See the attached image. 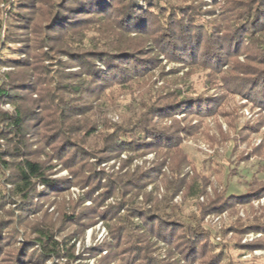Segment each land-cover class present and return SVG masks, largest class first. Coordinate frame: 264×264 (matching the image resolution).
<instances>
[{"label": "rangeland", "instance_id": "rangeland-1", "mask_svg": "<svg viewBox=\"0 0 264 264\" xmlns=\"http://www.w3.org/2000/svg\"><path fill=\"white\" fill-rule=\"evenodd\" d=\"M33 1L37 3L35 14L40 15V20L34 19L40 24L42 19L49 21L51 4L55 0ZM162 2L192 5L198 9L200 23H221L227 27L223 20L227 18L224 11L228 0ZM140 4L147 9L144 0H140ZM22 28L9 14L6 0H0V80L6 74L21 77L20 71L9 67L16 60H35L38 68L34 72L38 73L43 67L40 61H43L41 54L45 51L48 54L44 62L47 72L56 69V77L59 74L62 78L70 72H80L78 66L62 55L56 43L46 45L53 46L52 49H40V28L31 32L21 31ZM158 30L157 26L151 28L154 36L158 35ZM24 44L28 47L22 46ZM149 46L156 52L161 50L155 45L149 44L147 48ZM158 59L149 74L134 80V85L111 86L95 100L96 133L77 143L82 152L73 168H68L67 158L77 154L70 153L61 160L57 153L60 146L66 149L64 154L74 152V144L70 145L68 141L64 144L62 139L56 149H51L50 136L46 137V145H39L37 137L29 136V150L33 151L30 154L33 159L46 162L47 166H54L49 177L58 181L59 187L50 190L38 185L28 207L18 203L20 201L14 205L12 172H0V194L11 196L8 205L4 208L1 207L4 204L0 205L2 245L12 246L7 249L10 257L25 250L27 257L22 264H143L146 256L160 264H211L213 257L221 253L219 264H264V107L232 94L231 90L236 89L229 84L234 78L232 63L216 75L211 69L186 66L162 54ZM246 59L243 54L238 61L246 62ZM225 76L231 78L226 77V82L229 80L226 84L222 79ZM40 88L41 92L53 90L50 84ZM179 93L216 98L219 106L213 115L205 117L190 113L185 117L183 112L172 109H154L177 102L181 97ZM27 96L39 100L36 94ZM0 110L13 113L14 106L3 105ZM33 111L32 134L35 132L33 126L40 122L43 114L37 107ZM68 112L69 118L63 122L62 129L80 133L85 128L86 118L76 115L73 109ZM48 113L54 123L55 119L58 121L55 113ZM147 119V124L157 131L183 132L178 135L181 145L171 151L154 147L146 152L133 149L120 154L104 149L106 141L114 138L110 135L115 134V127L140 125ZM47 122L51 124L50 119ZM191 125L194 130L189 129ZM46 134L42 137L48 136ZM7 150V143L0 139V152ZM5 160L11 159L6 157ZM173 188L176 191L170 193L169 189ZM166 205L174 208L177 214L166 217L162 223V229L166 231L164 237L147 234L148 227L142 217L149 212H160L161 215L167 212L165 214L170 216L173 210H163ZM129 213L135 217H129ZM166 222L174 225L173 234L168 233L171 226ZM188 224H197L210 235L207 239L210 249L213 244H218L202 259L194 257L193 263L182 261L184 257L179 254L183 238H188L185 233ZM40 229H51L54 239L62 248L69 249L75 260L61 257L38 261L35 244L36 230ZM121 230L122 235L115 233ZM137 234L141 244L136 241L138 243L130 249L134 241L132 236ZM200 239L196 237L197 243ZM119 244L125 245L119 249ZM139 244L141 252H137L142 255L145 251V257L136 252L135 246ZM12 261L6 260L5 264Z\"/></svg>", "mask_w": 264, "mask_h": 264}, {"label": "trees", "instance_id": "trees-1", "mask_svg": "<svg viewBox=\"0 0 264 264\" xmlns=\"http://www.w3.org/2000/svg\"><path fill=\"white\" fill-rule=\"evenodd\" d=\"M114 1L116 4H113ZM144 2L147 6L146 10L141 6L140 0H55L51 4L49 21L48 18L42 19L40 24L34 19L38 17L40 20V15L35 14L37 3L35 4L33 0L16 2L6 0L9 14L14 16V21L23 26L21 31L31 32L40 28L42 36L40 49L48 48L47 44L56 43L62 55L80 68V72H70L63 78L58 74L56 77V69L49 73L44 65L48 55L45 51L41 54L43 61H40L43 67L38 73L34 72L38 68V62L35 60H16L9 67L20 71L21 77L15 78L13 74H6L5 78L0 80V107L7 104L14 106L13 113L0 110V139L8 146L6 152H0V172H12L13 180L10 181L13 185L11 196L16 198L14 205L20 201L18 203L28 207L38 185L50 190L60 186L58 181H52L49 177L54 166L51 164L47 166L46 162L33 159L30 154L33 151L29 150L31 141L29 136L37 137L36 142L39 145H46L45 142L48 140L46 137L50 136L48 141L51 149H56L62 139L64 144L67 143L66 141L70 145L74 144V152L67 151L64 154L66 149L60 146L57 153L61 160L70 153L77 154L75 157L67 158L68 168H73L81 155L80 151L82 152L78 144L83 137L89 139L96 133L95 125L98 123L95 122L96 120L98 122V116L93 114L95 100H98L111 86L134 85V80L149 74L157 65L161 54L186 66H196L203 70L211 69L216 75L218 72L223 73L222 68L232 63L234 78L230 80L231 78L225 76L222 78L223 82L226 84L230 80L229 84L235 86L236 89L231 90L232 94L240 95L264 107V0H228L224 11L227 18L223 20V22L226 20L227 27L222 26L221 23L212 25L200 23L197 20L198 9L186 3H163L162 0H144ZM156 26L159 29L158 35L154 36L151 28ZM149 44L157 46L161 49L160 52L154 51V47L147 48ZM25 45L28 47L27 44L22 46ZM52 47L50 46L48 50ZM245 49L246 51L243 52ZM21 51L23 53V50ZM243 54L246 55V62H239L238 59ZM28 55L30 56L29 53ZM226 77L229 78L227 82ZM49 84L53 90L40 91L41 86H49ZM18 91H24L25 94H19ZM29 94L38 95L39 100L30 98L27 96ZM61 94L64 95L61 97L59 96ZM179 94L181 97L177 102L155 106L154 109H172L183 112L181 114L185 117L189 113L205 117L213 115L219 106L216 98ZM64 96L66 98H63ZM36 107L43 114L40 122L33 126L35 132L32 134L30 122L35 116L33 110ZM70 109H73L76 115L86 118L85 128L81 129L80 133L73 134L62 129L63 122L69 118ZM48 112L55 113L59 122L55 119L54 123L53 117ZM48 119L51 124L47 122ZM148 119L140 125L130 124L119 129L115 127L113 129L115 134L110 135L114 138L106 141L104 149L108 148L111 153L120 154L133 149L146 152L154 147L171 151L181 145L178 135L183 132L173 131L175 134H170L167 130L157 131L154 126L147 124ZM191 127L192 125L189 129L194 130ZM44 133L48 136L42 137ZM78 134L83 135L80 138ZM112 145L114 148H110ZM6 157L11 160L7 162ZM173 189H169L170 193L176 191ZM200 189L204 190V188ZM2 195L3 193L0 194L2 202L0 205L4 204L1 206L4 208L8 205L11 196ZM163 210L173 211L170 216L165 214L167 212L163 215L160 212H149L150 214L142 217L148 227L147 234L156 233L164 237L163 233L166 231L162 229V223L166 217L176 216L177 212L174 208H168V205L164 206ZM127 215L135 217L130 213ZM166 224L171 226L168 228V233H172L174 225L168 222ZM185 227L189 240L184 237L180 244L182 250H179V254L184 257L182 261L193 263L194 257L199 256L202 259L207 253L212 252L214 247H218V244H213V247L209 248L207 239L210 235H207L197 224L195 226L188 224ZM136 228L138 226H135ZM1 229L0 227V264H5L6 260H13L9 264L24 263L27 257L25 250L14 258L10 257L7 249H11L12 246L2 245ZM36 233L38 238L35 247L38 249V261L61 257L75 260L70 250L66 247L62 248L54 239L51 229L36 230ZM115 233L122 235L123 231ZM196 237L203 239L197 243ZM132 239L134 241L130 244V249L134 247V243L141 244L138 234L133 235ZM140 244L135 246L136 252H141ZM124 245L119 244V249ZM139 252L137 253L141 255ZM221 255V253L216 254L211 264H219ZM141 256H146L145 251ZM143 260V264H160L152 261L149 256ZM173 264H183V262Z\"/></svg>", "mask_w": 264, "mask_h": 264}]
</instances>
